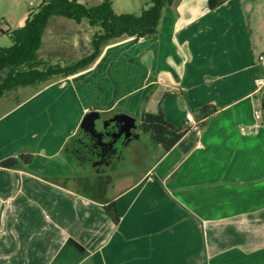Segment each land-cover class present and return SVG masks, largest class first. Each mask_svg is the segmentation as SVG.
Segmentation results:
<instances>
[{
    "label": "crops",
    "instance_id": "0c3cea01",
    "mask_svg": "<svg viewBox=\"0 0 264 264\" xmlns=\"http://www.w3.org/2000/svg\"><path fill=\"white\" fill-rule=\"evenodd\" d=\"M208 1L176 0L156 34L112 42L88 69L0 115L2 131L11 112L60 87L51 135L40 125L35 142H0V162L17 156V144L33 156L23 170L0 168V264H264L255 85L264 78V0L215 10ZM208 105L217 112L198 120L193 111ZM159 109L189 128L168 152L140 129L142 114ZM81 131L107 145L77 142L64 154ZM128 151L133 168H116ZM113 202L116 223L105 209Z\"/></svg>",
    "mask_w": 264,
    "mask_h": 264
},
{
    "label": "trees",
    "instance_id": "16d2710c",
    "mask_svg": "<svg viewBox=\"0 0 264 264\" xmlns=\"http://www.w3.org/2000/svg\"><path fill=\"white\" fill-rule=\"evenodd\" d=\"M176 0H151V6L140 15L115 14L110 0L96 7L87 8L76 0H46L34 13H30L23 27L3 31L9 33L13 45L9 48L0 47V101L4 95L20 87L44 84L56 77L66 78L88 69L100 57L103 49L121 38L141 39L154 35L158 31L163 12L172 7ZM228 0H209L210 10H215ZM54 17L72 20L77 24L87 20L98 31L92 39V52L82 59L61 67L38 69L31 67L36 62L42 46L44 31ZM29 65V69L24 66ZM217 112L216 107L208 105L193 111L198 120L206 119ZM140 129L152 137L153 141L164 152L170 151L187 133L184 124L176 125L167 121L162 109L157 113L144 112L141 117ZM29 151L22 150L16 157L0 162V168L7 170H23L32 162ZM114 222H118L119 214L116 203L106 208Z\"/></svg>",
    "mask_w": 264,
    "mask_h": 264
},
{
    "label": "rangeland",
    "instance_id": "374dc122",
    "mask_svg": "<svg viewBox=\"0 0 264 264\" xmlns=\"http://www.w3.org/2000/svg\"><path fill=\"white\" fill-rule=\"evenodd\" d=\"M44 1L46 0H0V31H10L23 27V20L28 18L30 13L36 12L40 4ZM76 1L87 8L96 7L104 2V0ZM110 2L112 10L118 15L131 14L138 16L143 10L148 9L151 6V0H110ZM81 23L83 24L77 26L72 20L61 17L52 18L44 32L42 47L37 55L36 62L32 64L31 67L42 70L61 65V67H64L89 55L92 52V39L94 32H97L98 27H92L90 25V27H88L87 20ZM75 40H78V43L74 45ZM12 45L13 39L11 35L9 33H0V47L9 48ZM24 68L29 69L30 66L26 65ZM262 77H264V72ZM47 83L29 87H20L6 93L0 101V115L12 110L15 106L28 99L34 92L41 89V87ZM59 90L60 87H54L45 95L43 94L33 101H31V99L34 97L27 100V102L23 104L26 105V103H28L27 106L22 107V105L17 110L11 112L8 119H6V122L10 121L11 124L2 126L3 129L0 131V142L15 143L20 141V139H23L26 142L30 141L32 143L36 141L42 131H44L45 134L48 133V135H51L52 128L50 125L51 122H54V114L51 116L52 111H50V103L53 94H55L56 91L59 92ZM256 97L259 99L260 104V107H258L257 110L264 119V105H262L264 103V87L262 88L261 93L257 94ZM40 125L43 126L42 131H40ZM148 145L153 151L156 144L154 145L152 141H149ZM17 147L19 148L17 153L22 150L30 152L27 147H23L19 144L13 147L11 152ZM145 160L146 159L141 163L152 164L154 161L153 158L148 159L146 162ZM132 163V155L131 152L128 151L124 155L123 160L116 164V168L120 170H129L133 168ZM36 166H39L38 162L36 163ZM91 182L96 185V177H93ZM94 188H91L92 190L90 191V194L96 196L98 195V192L95 190L96 188Z\"/></svg>",
    "mask_w": 264,
    "mask_h": 264
},
{
    "label": "water",
    "instance_id": "95a60500",
    "mask_svg": "<svg viewBox=\"0 0 264 264\" xmlns=\"http://www.w3.org/2000/svg\"><path fill=\"white\" fill-rule=\"evenodd\" d=\"M92 140L95 142V144L92 146V147H94V149H95V148L103 149V147L107 145V144H103V143L101 142V140H100L99 138L95 137L94 135H92V136L89 138V140H87V141L81 139L80 136L76 135V136H74V137H72V138L70 139L68 145L66 146V148H65V150H64L63 152H64V154H69V151L71 150V147L73 146V143H77V142L80 143V144H82V145H84V147H87V145H88V144L90 143V141H92ZM110 143H111V142H109V144H110ZM79 154H81V153H79Z\"/></svg>",
    "mask_w": 264,
    "mask_h": 264
},
{
    "label": "built area",
    "instance_id": "2783aa9c",
    "mask_svg": "<svg viewBox=\"0 0 264 264\" xmlns=\"http://www.w3.org/2000/svg\"><path fill=\"white\" fill-rule=\"evenodd\" d=\"M258 63H259L260 66H262L264 68V55H260L259 56ZM255 85H256L258 90L262 89L264 87V78H259V79L255 80ZM186 120H188L193 125L197 124L195 122L194 117L192 116V114H189V113L186 114Z\"/></svg>",
    "mask_w": 264,
    "mask_h": 264
},
{
    "label": "flooded vegetation",
    "instance_id": "af4514ba",
    "mask_svg": "<svg viewBox=\"0 0 264 264\" xmlns=\"http://www.w3.org/2000/svg\"><path fill=\"white\" fill-rule=\"evenodd\" d=\"M105 132V131H104ZM85 135L84 131H81L80 134H78V136H80L81 138H84L83 136ZM86 138L89 136V134L86 133ZM103 137V136H102Z\"/></svg>",
    "mask_w": 264,
    "mask_h": 264
}]
</instances>
